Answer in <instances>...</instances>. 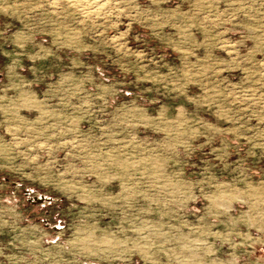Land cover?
Here are the masks:
<instances>
[{"label":"rangeland","instance_id":"obj_1","mask_svg":"<svg viewBox=\"0 0 264 264\" xmlns=\"http://www.w3.org/2000/svg\"><path fill=\"white\" fill-rule=\"evenodd\" d=\"M0 264H264V0H0Z\"/></svg>","mask_w":264,"mask_h":264},{"label":"bare ground","instance_id":"obj_2","mask_svg":"<svg viewBox=\"0 0 264 264\" xmlns=\"http://www.w3.org/2000/svg\"><path fill=\"white\" fill-rule=\"evenodd\" d=\"M78 1H84V0H78ZM40 200V199H39ZM42 200V199H41Z\"/></svg>","mask_w":264,"mask_h":264}]
</instances>
